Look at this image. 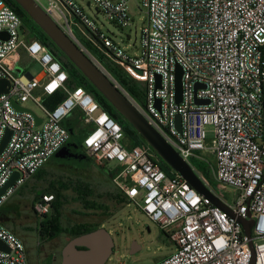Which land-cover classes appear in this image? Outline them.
<instances>
[{
    "label": "built area",
    "instance_id": "2783aa9c",
    "mask_svg": "<svg viewBox=\"0 0 264 264\" xmlns=\"http://www.w3.org/2000/svg\"><path fill=\"white\" fill-rule=\"evenodd\" d=\"M36 1L99 66L106 69L82 38L143 85L144 100L138 101L115 80L186 162L214 157L210 171L216 187L191 166L230 212L174 169L168 174L151 145L125 144L121 124L85 87L69 86L68 71L24 31L21 16L6 0H0V32L10 37L0 39V79L11 85L0 94V142L7 129L12 134L0 155V189L15 172L19 177L0 196V208L67 143L70 132L63 122L80 109L86 154L101 166L117 162L111 176L115 187L176 244L174 253L154 264H252L253 259L264 264V0H141L146 23L138 52L105 33L77 1ZM84 1L110 22L133 25L130 0ZM23 54L40 64L39 75L16 74ZM177 65L183 69L180 102ZM56 92L65 97L51 109L44 97ZM14 101L25 107L34 103L42 121L16 109ZM229 189L233 203L223 193ZM55 200V194L44 193L34 203L40 222L53 213ZM244 220H253L251 238ZM0 238L11 248L0 250V264H29L24 241L1 223Z\"/></svg>",
    "mask_w": 264,
    "mask_h": 264
},
{
    "label": "rangeland",
    "instance_id": "374dc122",
    "mask_svg": "<svg viewBox=\"0 0 264 264\" xmlns=\"http://www.w3.org/2000/svg\"><path fill=\"white\" fill-rule=\"evenodd\" d=\"M75 1L105 33L128 51L138 52L141 28L146 23V13L141 10V0H130L133 25L129 27H122L106 20L104 14L98 11L94 3L89 6L87 1ZM86 40L90 41L87 38ZM41 71L42 67L39 63L26 58L17 67L16 74L26 75L27 72H31L33 75H39ZM26 105L36 113H42L34 103L28 102ZM80 127H86L84 122ZM208 130L211 138V126L208 127ZM65 145L66 143L61 148ZM61 148L42 167L47 174H40L42 169L18 193L21 202H19L18 215H15L14 219L15 233L25 243L29 264H42L41 260L43 262L49 261L51 256L46 257L47 254L57 248H62L71 239L69 233L66 232H61L53 237L40 236L39 234L40 220L34 211V198L36 195L41 196L43 192L52 193L49 191L52 188H58L62 193L60 201L63 203L61 208L63 227L68 228L77 223L101 224L111 233L115 248L106 264H154L175 252L176 244L170 234L163 231L136 204L129 200L119 202L110 199L108 195L110 191L119 194L118 189L110 180L117 162L112 161L101 166L83 154L74 157L68 156L65 149V151H60ZM57 154L66 155V157H60ZM205 155L207 162L195 158L191 159V165L196 170H202L200 167L205 165L208 170L211 163H215L212 155ZM203 174L204 178L213 187H216L213 176L204 169ZM215 190L220 193L218 188ZM228 191L229 193L223 191L226 196L225 199L233 203V191L232 189ZM83 197L104 204V210L86 208ZM51 238L55 239L50 245L41 246ZM39 242L41 245L38 244Z\"/></svg>",
    "mask_w": 264,
    "mask_h": 264
},
{
    "label": "water",
    "instance_id": "95a60500",
    "mask_svg": "<svg viewBox=\"0 0 264 264\" xmlns=\"http://www.w3.org/2000/svg\"><path fill=\"white\" fill-rule=\"evenodd\" d=\"M22 10L48 35L55 45L62 51L66 57L86 76L94 87L106 98V100L138 131V133L147 141L157 154L175 171L180 173L200 194L210 197L216 205L223 207L230 212L229 208L204 184L198 173L192 166L186 162L175 148L148 122L144 115L124 94L121 88L116 84L113 76L104 68L99 66L88 56L78 44L64 32V30L54 21L50 14L36 0H14ZM8 32H0V39H9ZM26 76L33 78L30 72ZM176 91L178 102L182 99V77L183 69L176 67ZM160 78V76L158 75ZM10 81L0 79V94L9 91ZM200 103L202 100L197 99ZM16 109L30 111L34 114L38 123L42 118L37 113L25 106L13 102ZM160 107V100L157 102ZM178 128H182L181 116H177ZM12 130L7 129L0 142V155L7 146ZM69 145H65L62 150H66V155L70 154ZM65 149V150H64ZM65 154V152H64ZM66 155L57 154V156L66 157ZM19 177L15 172L10 180L0 189V196L11 187L14 181ZM244 229L249 238L252 237L251 230L253 220L243 221ZM254 248L253 242L250 243ZM115 248V242L111 233L104 227L97 228L90 232L71 238L62 249V257L59 264H106L112 256ZM0 250L10 252L9 245L0 238ZM254 264V259L252 261Z\"/></svg>",
    "mask_w": 264,
    "mask_h": 264
},
{
    "label": "trees",
    "instance_id": "16d2710c",
    "mask_svg": "<svg viewBox=\"0 0 264 264\" xmlns=\"http://www.w3.org/2000/svg\"><path fill=\"white\" fill-rule=\"evenodd\" d=\"M21 16L23 20V29L26 33L31 32V37L34 39H39L42 41L53 53L56 59H58L63 67L68 71L69 74V86L77 87L83 86L85 87L92 95L96 98V100L100 103V106L103 110L107 111L115 120H117L125 134L124 143L129 146H136L142 144H148L147 141L138 133V131L106 100V98L94 87V85L86 78V76L66 57V55L60 51V49L55 45V43L48 37V35L37 25L31 18L28 16L22 8L14 1V0H6ZM85 46L93 53V55L104 65L108 72L113 76L121 86L131 96H133L138 101L144 100V89L143 85L134 81L130 78L118 65L114 64L111 61L107 60V57L103 55L102 51L96 48L91 42L82 38ZM22 61L27 58L26 54L22 55ZM65 97L64 93L56 92L51 95H46L44 97L45 104L53 109L63 98ZM83 122V113L80 109L75 110L69 117H67L63 124L68 128L70 132L69 140L66 144L71 146H77L79 150V155L84 152L83 139L85 133L87 131L86 127H80ZM71 140V142H69ZM160 166L170 174L172 172V168L160 157ZM43 169V170H42ZM202 170L197 171L204 176L203 169L211 174L210 169H206V165L200 167ZM42 170V171H41ZM41 171V172H40ZM47 174L44 171V168H41L35 175ZM214 179V178H213ZM112 182V178L110 177ZM53 194H55L56 200L53 204V213L46 217L45 220L40 222L39 234L48 235V237H53L55 235H59L61 232L69 233L71 238L76 237L78 235L90 232L97 228L102 227L101 224H87V223H77L73 224L70 227L66 228L62 225V201H60V197L62 196L61 191L58 188H52L49 190ZM48 193V192H47ZM118 195L114 193V191H110L108 193L111 200H127L125 196H123L119 191ZM44 194V192L42 193ZM41 194V195H42ZM36 195L34 198V202H36L41 196ZM84 205L89 209H102L104 210V204L96 203L95 201H90L84 199ZM60 202V203H59ZM18 212V209L15 206H2L0 208V223H2L6 228L10 231H15L14 222L11 213ZM52 239V238H51Z\"/></svg>",
    "mask_w": 264,
    "mask_h": 264
},
{
    "label": "flooded vegetation",
    "instance_id": "af4514ba",
    "mask_svg": "<svg viewBox=\"0 0 264 264\" xmlns=\"http://www.w3.org/2000/svg\"><path fill=\"white\" fill-rule=\"evenodd\" d=\"M67 145V144H66ZM69 145V144H68ZM70 154H72L71 157L77 156L79 154V150L78 147L75 146H70L68 147ZM82 154L86 157L89 158L88 154H86V152H82ZM90 159V158H89ZM103 226V225H102ZM55 238H52L51 240H49L48 242H46L45 244L41 245V243L39 242L38 244L41 245L42 247L44 246H48L50 245V243H52L54 241ZM62 248H57L53 251H50L51 253L47 254L46 257L51 256L49 261H47V263L43 262V260H41L42 264H59L61 261V257H62ZM38 251V250H37ZM45 257V258H46Z\"/></svg>",
    "mask_w": 264,
    "mask_h": 264
},
{
    "label": "crops",
    "instance_id": "0c3cea01",
    "mask_svg": "<svg viewBox=\"0 0 264 264\" xmlns=\"http://www.w3.org/2000/svg\"><path fill=\"white\" fill-rule=\"evenodd\" d=\"M89 5V4H88ZM35 176V175H34ZM33 178V177H32ZM31 178V179H32ZM30 179V180H31ZM30 180H28L27 182H26V184L24 185V186H22L15 194H13L9 199H8V201L4 204V206H15L18 210H19V202H21L20 201V199H19V197H18V193H19V191L20 190H22L25 186H27V184L29 183V181ZM18 213V212H17ZM16 212H13V213H11L10 214V216L12 217V219H13V222H14V219H15V215L17 216L18 214H17ZM2 224V223H1ZM15 227V229H16V225H14ZM16 231V230H15ZM15 231H12L13 233H15ZM16 234V233H15ZM17 235V234H16ZM18 236V235H17ZM19 237V236H18ZM45 263H47V261L45 262Z\"/></svg>",
    "mask_w": 264,
    "mask_h": 264
}]
</instances>
